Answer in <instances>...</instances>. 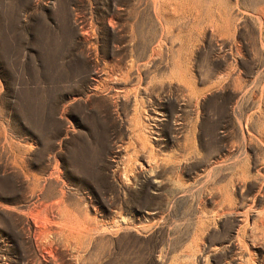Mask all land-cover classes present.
<instances>
[{
    "label": "rangeland",
    "instance_id": "374dc122",
    "mask_svg": "<svg viewBox=\"0 0 264 264\" xmlns=\"http://www.w3.org/2000/svg\"><path fill=\"white\" fill-rule=\"evenodd\" d=\"M263 11L0 0V264H264Z\"/></svg>",
    "mask_w": 264,
    "mask_h": 264
},
{
    "label": "bare ground",
    "instance_id": "6f19581e",
    "mask_svg": "<svg viewBox=\"0 0 264 264\" xmlns=\"http://www.w3.org/2000/svg\"><path fill=\"white\" fill-rule=\"evenodd\" d=\"M170 3V2H169ZM158 6V5H157ZM174 7V6H173ZM173 7H172V9H173ZM175 9V8H174ZM263 9V8H262ZM264 12V11H263ZM160 13V12H159ZM170 13V12H169ZM161 17V16H160ZM261 17V16H260ZM161 19V18H160ZM262 20L264 21V17L262 18ZM36 233V232H35ZM43 247H44V245H43ZM51 249V248H50ZM50 254V253H49Z\"/></svg>",
    "mask_w": 264,
    "mask_h": 264
}]
</instances>
